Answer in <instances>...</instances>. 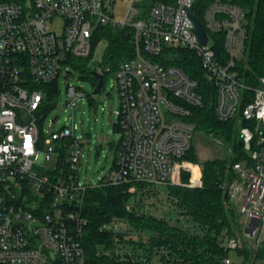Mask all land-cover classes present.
<instances>
[{
    "label": "built area",
    "instance_id": "2783aa9c",
    "mask_svg": "<svg viewBox=\"0 0 264 264\" xmlns=\"http://www.w3.org/2000/svg\"><path fill=\"white\" fill-rule=\"evenodd\" d=\"M201 1L205 44L193 33L188 14L193 5L196 16L195 0H129L120 19L114 14L116 0H0V264H84V197L89 189L144 183L147 191L139 192L126 210L137 207L148 213L146 206L142 211L139 195L149 194L152 186L181 185V170L191 175L184 186H201L200 170L181 160L195 131L187 120L189 107L202 105L198 85L179 67L162 63L178 50L194 54L204 79L213 85L216 118L239 125L244 157L232 164L233 178L222 189L226 205L242 219V236L218 237L224 251L220 264H235L228 252L247 247L249 264H254L264 243V77L257 85L245 84L237 68L246 53L245 10L233 0ZM99 26L132 32L134 57L113 74L121 130L114 162L107 176L88 185L78 176L77 126L52 119L45 130L41 104L44 87L57 81L61 67L72 68L71 60L90 55ZM213 36L220 38L222 49ZM92 71L102 75L109 70ZM247 94L249 100L239 109ZM66 96L72 109L84 95L67 86ZM47 146L54 165L43 173L33 171L48 160ZM127 229L118 218L99 227L111 233ZM191 229L196 232L193 224ZM124 253L114 251L116 256ZM152 264L161 262L155 258Z\"/></svg>",
    "mask_w": 264,
    "mask_h": 264
},
{
    "label": "trees",
    "instance_id": "16d2710c",
    "mask_svg": "<svg viewBox=\"0 0 264 264\" xmlns=\"http://www.w3.org/2000/svg\"><path fill=\"white\" fill-rule=\"evenodd\" d=\"M233 2L246 12L248 36L245 58L238 63L237 68L241 80L245 84L254 86L257 85L259 77H264V0H233ZM204 6V1L195 0V14L202 22L203 13L198 7ZM213 37L218 41L216 48L222 49L220 38ZM103 40L107 42V49L101 69L108 68L109 71L102 74V84L106 76L114 74L120 63L134 57L133 34L129 30H118L109 26L97 27L91 42L92 51L94 45ZM92 53L85 59L91 58ZM85 59L70 62L74 69H81L80 61ZM162 63L179 67L190 79L197 82L202 105L189 107L191 115L187 120L194 124L196 130L221 135L226 141L231 142L233 157L229 160L216 159L200 164L201 186L198 188L163 185L166 189V198L172 201L178 217L192 222L196 228L194 233L186 232L167 219L141 212L137 207L126 210V205L139 192L142 195L145 193L149 186L144 183L87 190L84 197L87 225L82 242L84 264H152L155 258H158L161 264H220L224 251L218 242V237L223 235L231 237L236 229L238 215L226 206L227 197L221 184L233 178L232 164L244 157L241 146L238 142H234L238 139L239 125L236 120L222 122L216 118L215 89L204 79L200 63L194 54L186 50H178L173 59ZM90 72L88 78L95 88L97 82ZM56 83L57 81H54L44 87L45 96L41 104L43 112H47L51 107L47 101L56 97ZM249 98L250 95L247 94L240 103L239 109L245 106ZM116 126V131L121 132L118 123ZM181 160L198 164L192 152V144ZM188 177V173H182L183 184L188 183ZM131 187H134V191H131ZM152 189L160 190L152 186L149 191L152 192ZM113 218L124 220L128 226L127 231L118 233L99 231L103 223ZM118 249L127 250V253L116 256L114 251ZM107 250L110 254L103 253ZM240 254L247 259V262L242 264H249V260L252 261V256L247 250H242ZM253 258V260H264V243L257 249Z\"/></svg>",
    "mask_w": 264,
    "mask_h": 264
},
{
    "label": "rangeland",
    "instance_id": "374dc122",
    "mask_svg": "<svg viewBox=\"0 0 264 264\" xmlns=\"http://www.w3.org/2000/svg\"><path fill=\"white\" fill-rule=\"evenodd\" d=\"M129 0H116L114 5V14L116 19H120L128 5ZM59 26L57 21L55 27ZM107 49V42L100 41L93 47V55L89 59L81 60V69H74L70 66L64 65L57 78V94L56 97L47 101L50 105L43 120V128L50 130L48 123L52 119H57L60 123L66 121L77 126L74 131V137L80 143V157L78 176L82 183L88 185H95L98 181L107 176L112 164L114 162L116 146L121 137V132L116 131L117 112L120 106V98L115 87V81L112 74L106 76L101 89L98 93L92 94L94 86L92 81L88 78L89 72L92 69L97 71L101 69L102 60ZM82 70V71H81ZM67 86L75 87L77 91L84 96L79 98L76 105L71 109L68 105L69 98L66 96ZM59 122L56 127H59ZM238 140H234V142ZM192 152L198 164L184 161V164L190 163L194 170H200V164L204 162L213 161L216 159H230L233 157L232 143L226 141L221 135L214 133H207L202 130H196L192 134L191 139ZM111 145V146H110ZM43 152L48 160L43 162L44 166L36 165L33 171L43 173L49 170L55 163L56 158L51 153L50 147L44 148ZM194 165V166H193ZM181 170L179 180L182 183ZM188 180L190 178V172ZM195 174L193 173V181ZM229 182V181H228ZM227 182V183H228ZM224 182L221 184L223 185ZM160 190L152 189V192L141 196L142 211L146 210L148 213L157 218L167 219L172 224L181 227L188 233H194L191 229L192 222L185 218H179L176 209L170 199L166 198V189L163 186H156ZM156 193V194H154ZM138 200V196L134 198V202ZM132 201V200H131ZM227 204V201L225 202ZM227 206V205H226ZM228 207V206H227ZM242 227V219L237 218L236 229L234 233L242 236L239 229ZM196 230V229H195ZM248 248V247H247ZM245 248V250H247ZM248 251V250H247ZM251 255V253H249ZM228 257L235 264H242L247 262L243 254L236 251L228 252ZM251 262V260H249ZM254 264H264V260H253Z\"/></svg>",
    "mask_w": 264,
    "mask_h": 264
},
{
    "label": "water",
    "instance_id": "95a60500",
    "mask_svg": "<svg viewBox=\"0 0 264 264\" xmlns=\"http://www.w3.org/2000/svg\"><path fill=\"white\" fill-rule=\"evenodd\" d=\"M193 5L190 7V9L188 10V14L191 18V20L194 23V29H193V33L196 35L197 39L200 41V43L205 44L207 41V34L203 28V25L200 21L199 18H197L193 13ZM91 76L96 80L97 84L96 87L94 88V91L92 92V94H96L99 92V90L102 87V75L96 71H91L90 72ZM240 143H238L239 145Z\"/></svg>",
    "mask_w": 264,
    "mask_h": 264
}]
</instances>
